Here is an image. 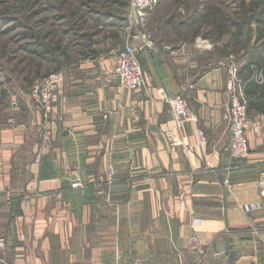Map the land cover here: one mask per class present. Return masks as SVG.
<instances>
[{"label": "crops", "instance_id": "1", "mask_svg": "<svg viewBox=\"0 0 264 264\" xmlns=\"http://www.w3.org/2000/svg\"><path fill=\"white\" fill-rule=\"evenodd\" d=\"M160 55L187 54H140L141 91L100 61L60 75L52 115L22 103L0 134V264H264V94L250 90V155L230 167L227 68ZM160 93L195 111L189 147L166 140Z\"/></svg>", "mask_w": 264, "mask_h": 264}, {"label": "rangeland", "instance_id": "2", "mask_svg": "<svg viewBox=\"0 0 264 264\" xmlns=\"http://www.w3.org/2000/svg\"><path fill=\"white\" fill-rule=\"evenodd\" d=\"M143 35L155 50L187 54L160 55L168 61L196 63L199 73L227 68L251 121L250 90L264 94V0H0V134L16 124L23 102L34 104L40 80L86 63L116 64Z\"/></svg>", "mask_w": 264, "mask_h": 264}, {"label": "built area", "instance_id": "3", "mask_svg": "<svg viewBox=\"0 0 264 264\" xmlns=\"http://www.w3.org/2000/svg\"><path fill=\"white\" fill-rule=\"evenodd\" d=\"M155 43L150 37L143 35L140 40L127 44L116 57L114 75L120 87L124 90L137 92L146 86L144 72L139 60L140 54L153 52ZM61 90V76L53 73L40 80L31 91V99L36 107L46 115H52L55 106L59 101ZM229 107L228 123L230 130V143L228 156L230 167L244 163L250 155L249 140L247 133L250 129L249 106L244 96L242 86L230 77L228 82ZM160 100L170 107L172 119L164 132V136L171 147H189V140L184 135V128L187 124L197 123L198 118L188 100L182 95L169 96L160 93ZM13 108H17V103H13ZM15 124V120L9 121ZM69 134H72L70 128ZM198 136L202 144H205L204 133L198 131ZM115 175L114 163L110 160L107 167L108 183L112 185ZM231 168L226 173L224 180L225 190L231 189ZM260 195L264 198V172L259 179ZM79 181L74 183L73 188L81 187ZM248 209L245 207V210ZM1 249H5V243H0Z\"/></svg>", "mask_w": 264, "mask_h": 264}]
</instances>
